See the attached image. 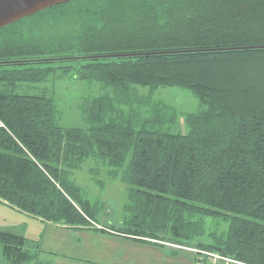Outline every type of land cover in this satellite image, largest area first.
I'll return each instance as SVG.
<instances>
[{"label": "trees", "instance_id": "16d2710c", "mask_svg": "<svg viewBox=\"0 0 264 264\" xmlns=\"http://www.w3.org/2000/svg\"><path fill=\"white\" fill-rule=\"evenodd\" d=\"M66 21L74 27L58 39L44 30ZM3 30L0 60L258 45L264 0H69ZM67 75L107 89L82 98L84 127L59 124L47 89L26 92ZM172 86L198 101L186 131L175 107L153 96ZM87 160L124 184L120 225L101 224L104 203L72 177ZM0 202L68 228L107 231L96 223L264 264V50L0 65ZM30 241L0 228L10 264L39 263Z\"/></svg>", "mask_w": 264, "mask_h": 264}, {"label": "rangeland", "instance_id": "374dc122", "mask_svg": "<svg viewBox=\"0 0 264 264\" xmlns=\"http://www.w3.org/2000/svg\"><path fill=\"white\" fill-rule=\"evenodd\" d=\"M72 27L74 25L69 21L61 27H52L45 23L44 30L53 35V38L58 39L61 36L59 33L67 32ZM6 33L7 30H3L0 38ZM42 38L47 43L49 35H44ZM65 52L32 54L37 56L66 55ZM42 88L53 93L60 112L59 124L80 127L86 125L80 109L82 98L98 95L107 90L99 82L77 80L67 75L57 79L50 76L45 82L32 84L26 92L33 93ZM137 88L140 93L148 90V87L137 86ZM153 96L154 99L175 107L178 112L176 128L186 131L185 123L183 125L185 113L196 111L199 108L197 98L191 91L180 86L160 87ZM91 166H97L98 172L92 173L89 170ZM72 177L86 191L90 199L104 203L105 211L100 217V223L107 225L111 222L120 225L121 205L126 200L124 184L118 178L109 177L106 168L95 164L92 160L85 161L83 167L76 170ZM36 218L4 206L0 202V228L14 229L32 240L30 244L39 248L35 251L38 253L36 260L39 263L37 264H229L234 261L232 259L228 261V258L223 259L218 253L199 252L197 248L171 241L160 240L159 244L118 235L109 228L105 229L101 224L95 223L94 226L103 228L107 230L106 232L68 228L50 222H40ZM2 226L14 227L4 228ZM2 256L0 248V264H6Z\"/></svg>", "mask_w": 264, "mask_h": 264}, {"label": "water", "instance_id": "95a60500", "mask_svg": "<svg viewBox=\"0 0 264 264\" xmlns=\"http://www.w3.org/2000/svg\"><path fill=\"white\" fill-rule=\"evenodd\" d=\"M69 0H0V28L17 21L23 17L32 15L52 5ZM241 50H264V44L249 46L209 47L195 49H171L156 51H131L111 54H83V55H60L30 58L2 59L0 65H20L34 63H50L63 61L97 60L108 57L130 58L144 56H162L192 53L229 52Z\"/></svg>", "mask_w": 264, "mask_h": 264}, {"label": "crops", "instance_id": "0c3cea01", "mask_svg": "<svg viewBox=\"0 0 264 264\" xmlns=\"http://www.w3.org/2000/svg\"><path fill=\"white\" fill-rule=\"evenodd\" d=\"M1 204H3L4 206H7V207H9V208H12V207H10V206H8V205H6V204H4V203H1ZM12 209H14V208H12ZM16 210V209H15ZM36 219H38L40 222H42L39 218H36ZM2 227H4V228H11V227H14V226H2ZM19 232V231H18ZM21 233V232H20ZM22 234H24V233H22ZM25 235V234H24ZM26 236V235H25ZM2 260H5V262H6V264H10L3 256H2ZM1 262H3V261H1Z\"/></svg>", "mask_w": 264, "mask_h": 264}, {"label": "built area", "instance_id": "2783aa9c", "mask_svg": "<svg viewBox=\"0 0 264 264\" xmlns=\"http://www.w3.org/2000/svg\"><path fill=\"white\" fill-rule=\"evenodd\" d=\"M212 255H215V254H212ZM227 259V258H226ZM228 261H231V259H228ZM232 262H234V261H232Z\"/></svg>", "mask_w": 264, "mask_h": 264}]
</instances>
